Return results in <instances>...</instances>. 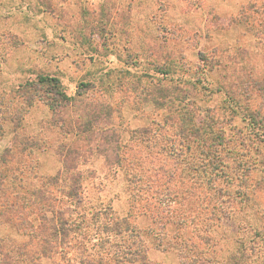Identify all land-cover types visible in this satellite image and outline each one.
I'll list each match as a JSON object with an SVG mask.
<instances>
[{
    "label": "rangeland",
    "instance_id": "1",
    "mask_svg": "<svg viewBox=\"0 0 264 264\" xmlns=\"http://www.w3.org/2000/svg\"><path fill=\"white\" fill-rule=\"evenodd\" d=\"M0 264H264V0H0Z\"/></svg>",
    "mask_w": 264,
    "mask_h": 264
},
{
    "label": "trees",
    "instance_id": "2",
    "mask_svg": "<svg viewBox=\"0 0 264 264\" xmlns=\"http://www.w3.org/2000/svg\"><path fill=\"white\" fill-rule=\"evenodd\" d=\"M38 83H44L45 86H47L49 89L46 91V102L49 105L50 109L52 111H55L57 107L61 106L63 102H67V96L66 94H64V92H62L60 90L59 87V82L57 78L54 77H49V76H42L38 79L37 81ZM86 83L82 84L81 86H84V88H87V90L91 87H93L94 85H88ZM29 87H32L34 85L29 84ZM193 87V85H192ZM176 89V96H175V104H174V108L173 105L169 106L170 108H172L171 111H173L174 116L173 118H171V115H168V117L171 119H168L167 115H165L166 117H164L165 119V123H167L169 121V123H171L172 128H176V133L178 135V137L180 138V142L179 145H185V147L187 149L190 148V144L193 143V145H196V147H202V143L204 144L205 141V137L207 132L210 133L211 132V128L212 125H214V123H216L215 119L210 116L209 113V109L206 108H197V109H191L190 106L194 105L193 102H191V100L189 99L191 92L193 91V89H189L183 86H175ZM50 93V94H49ZM82 90L80 89L78 91V96H80L82 94ZM161 98L162 99H166V101H169V98H167L166 96H164L163 94H161ZM173 104V103H172ZM101 114H102V118L106 117V110L105 108H101L100 109ZM170 111V110H169ZM99 112H96L97 114H100ZM198 112V113H197ZM172 113V112H171ZM106 115V116H104ZM201 115V116H200ZM96 119H100V116L96 115L95 116ZM85 128H83V132L85 131H89L91 128V123L90 122H86L85 124ZM84 127V126H83ZM163 129V128H162ZM209 129V131H208ZM146 129L143 130V132H145ZM149 132L150 131H146ZM214 138L218 139L219 138V132H215L214 133ZM165 134L163 132V136L164 137ZM167 137V136H166ZM174 141V140H173ZM175 142V141H174ZM170 146V145H169ZM168 146V147H169ZM204 152V150H203ZM182 156L180 152H178L177 158ZM181 164L183 165L184 163V168L185 170L191 171L196 169V166L194 164H191L190 161H188V159H182L180 160ZM135 177H132V180L129 179L128 181L131 183L133 182ZM123 221H126V219H123ZM126 225L128 224V222H125ZM74 222H71V225H68L67 221H63V226L61 225V235L65 236L67 234V232H65V227L69 226H73ZM125 228V227H124ZM128 227H126L124 229V231L127 232ZM73 229H71L70 231H73ZM121 233V232H118ZM186 246V249L188 247L189 248V252L192 256L191 262L194 263V261H197L199 258L196 256V254L194 253V250L192 248L195 247L194 244L189 243L188 241H185L183 243ZM190 244V245H189ZM181 256V255H180Z\"/></svg>",
    "mask_w": 264,
    "mask_h": 264
}]
</instances>
